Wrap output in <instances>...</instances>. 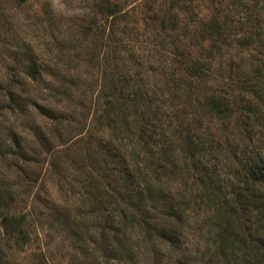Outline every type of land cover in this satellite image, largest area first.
Here are the masks:
<instances>
[{"label":"rangeland","instance_id":"rangeland-1","mask_svg":"<svg viewBox=\"0 0 264 264\" xmlns=\"http://www.w3.org/2000/svg\"><path fill=\"white\" fill-rule=\"evenodd\" d=\"M173 2L172 40H179L194 54L200 45L199 28L204 29L213 19H229L232 39L220 48H214L217 45L212 36L205 43L208 53L213 51L216 70L233 67L246 73L260 59L264 61L260 55L264 51L260 45L264 44V14L260 23L251 15L255 6L264 12V0H57L55 7L53 0H0V122L17 125L24 146L39 161L33 167H38L37 171H30L31 184L16 178L12 161L6 160L4 166L10 182L15 183L14 211L31 213L36 220L41 213L47 217V225L43 230L34 228L28 244H8L0 222V264L6 263L7 256L11 264H104V260L106 264H125L107 258L98 242L100 234L94 236L98 243L90 242V233L74 241L77 238L72 236L71 225L64 231L51 229V218L58 211L62 217L76 220L72 222L74 229L95 231L98 212L95 201L85 202L84 182L116 180L104 177L111 165L104 161L106 149L96 143L101 139L114 141L118 136L115 129L97 131L107 121L99 127L95 110L110 100L106 96L113 88L114 72L128 78L130 86L125 94L139 88L164 93L165 75L175 66L170 49L161 45L160 21ZM110 4L121 10L120 18L108 12ZM259 33L261 38L255 36ZM249 35L258 41L242 47L238 39ZM113 42L122 47L119 54L123 61L117 66L109 60ZM9 86L21 95L18 106L6 95ZM42 106L55 107L68 120L51 122L41 113ZM3 135L8 139L7 130ZM116 145L113 148L119 149ZM161 181V189L178 205L179 185L168 188L167 180ZM193 184L192 178L187 180V198H182L185 215L175 226L180 231V246L203 254L213 246L211 212L196 202ZM91 211L94 214H88ZM81 215L86 217L84 223ZM130 235L129 244L138 259L147 258L149 264H186L185 257L181 261V256L168 245L162 246L155 235L138 229ZM232 260L242 262L241 256Z\"/></svg>","mask_w":264,"mask_h":264},{"label":"trees","instance_id":"trees-1","mask_svg":"<svg viewBox=\"0 0 264 264\" xmlns=\"http://www.w3.org/2000/svg\"><path fill=\"white\" fill-rule=\"evenodd\" d=\"M174 9L175 2L169 13L159 17L161 45L170 49L175 66L165 75L164 93L139 88L125 94L130 86L128 78L114 72L113 88L106 96L110 100L95 110L99 127L107 121L97 131L115 129L118 135L114 141L101 139L96 143L106 149L104 161L111 165L104 177L114 176L116 180L84 182L88 196L85 202L95 201L98 212L95 231L74 229L72 222L76 220L62 217L58 211L51 218V229L64 231L71 225L72 236L77 238L74 241L80 240L81 234L90 233V242L102 244L107 258L125 264H149L147 258L138 259L129 244L130 234L136 229L155 235L162 246L168 245L180 255L181 261L185 257L186 264H235L233 256H241L240 264H264V61L260 59L246 73L233 67L216 70L213 51L209 54L205 43L212 36L217 45L214 48L227 44L234 35L229 19H213L204 29L199 28L200 45L194 54L179 40H172ZM107 10L119 18L122 15L116 5L110 4ZM260 10L255 6L251 13L258 23L264 14ZM255 36H244L238 43L249 47L258 41ZM260 45L264 50V44ZM119 49L122 47L113 42L109 60L114 66L123 61ZM6 95L15 105L20 104L21 95L14 86L7 88ZM41 111L51 122L68 120L53 106H42ZM5 130L8 139L3 135ZM22 138L17 125L0 122V222L8 244H28L34 228L43 230L47 225L43 213L36 220L31 213L14 211L16 188L5 170V161H12L16 178L27 184L33 182L29 180L33 173L30 171H37L38 167H33L39 163ZM178 177L186 180L178 181ZM190 178L194 180L192 193L196 202L211 212L213 246L203 254L183 249L175 226L182 223L185 215L186 202L182 198H187L185 186ZM161 180H167L168 188L179 185L182 192L177 194L178 205L161 189ZM79 248L84 249L81 244ZM5 264H11L8 256Z\"/></svg>","mask_w":264,"mask_h":264},{"label":"clouds","instance_id":"clouds-1","mask_svg":"<svg viewBox=\"0 0 264 264\" xmlns=\"http://www.w3.org/2000/svg\"><path fill=\"white\" fill-rule=\"evenodd\" d=\"M57 0H53V7L56 6Z\"/></svg>","mask_w":264,"mask_h":264}]
</instances>
